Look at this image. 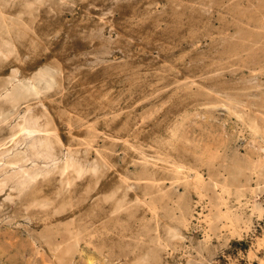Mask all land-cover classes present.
<instances>
[{"label": "rangeland", "instance_id": "rangeland-1", "mask_svg": "<svg viewBox=\"0 0 264 264\" xmlns=\"http://www.w3.org/2000/svg\"><path fill=\"white\" fill-rule=\"evenodd\" d=\"M0 264H264V0H0Z\"/></svg>", "mask_w": 264, "mask_h": 264}, {"label": "bare ground", "instance_id": "bare-ground-1", "mask_svg": "<svg viewBox=\"0 0 264 264\" xmlns=\"http://www.w3.org/2000/svg\"><path fill=\"white\" fill-rule=\"evenodd\" d=\"M158 77V76H157ZM22 127L21 130L26 131V132H32V130H34L36 127V123L34 122V120H24V122H22ZM32 134V133H31ZM29 134V135H31ZM28 135V134H27ZM46 151V150H45ZM95 166V165H94ZM76 180V179H75ZM66 185V184H65ZM96 186V185H95Z\"/></svg>", "mask_w": 264, "mask_h": 264}]
</instances>
